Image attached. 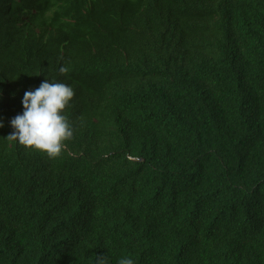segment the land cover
I'll return each instance as SVG.
<instances>
[{
    "label": "trees",
    "instance_id": "16d2710c",
    "mask_svg": "<svg viewBox=\"0 0 264 264\" xmlns=\"http://www.w3.org/2000/svg\"><path fill=\"white\" fill-rule=\"evenodd\" d=\"M45 79L54 159L6 139ZM0 122V264H264V0H0Z\"/></svg>",
    "mask_w": 264,
    "mask_h": 264
},
{
    "label": "clouds",
    "instance_id": "9594fccd",
    "mask_svg": "<svg viewBox=\"0 0 264 264\" xmlns=\"http://www.w3.org/2000/svg\"><path fill=\"white\" fill-rule=\"evenodd\" d=\"M68 69L61 67L60 72ZM75 93L65 83L50 82L45 79L38 88L26 91L23 95L22 113L10 121L13 129L7 140L15 142L26 149L37 151L50 159L61 155L66 142L73 137V127L64 114ZM3 123L0 122V128ZM93 264H109L106 255L96 256ZM117 264H134L129 256L118 259Z\"/></svg>",
    "mask_w": 264,
    "mask_h": 264
}]
</instances>
